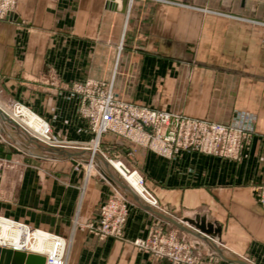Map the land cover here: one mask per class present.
Listing matches in <instances>:
<instances>
[{"label": "crops", "instance_id": "obj_1", "mask_svg": "<svg viewBox=\"0 0 264 264\" xmlns=\"http://www.w3.org/2000/svg\"><path fill=\"white\" fill-rule=\"evenodd\" d=\"M164 1L18 0L16 13L0 21V107L20 103L66 148L82 144L91 152L98 151L95 135L73 92L86 81L112 84L119 99L137 106L251 130L239 160L133 152L114 134L103 136L102 150L135 169L166 214L204 218L221 229L214 241L228 256L264 264V210L256 196L264 183V0ZM5 118L15 138L37 149L22 125ZM0 149V216L61 237L65 264H171L131 243L156 221L193 244L205 264H235L136 202L126 240H100L85 225L114 184L93 172L95 165L102 170L96 161L39 159L1 130Z\"/></svg>", "mask_w": 264, "mask_h": 264}, {"label": "built area", "instance_id": "obj_2", "mask_svg": "<svg viewBox=\"0 0 264 264\" xmlns=\"http://www.w3.org/2000/svg\"><path fill=\"white\" fill-rule=\"evenodd\" d=\"M17 4L18 0H0V21L12 17L16 13ZM73 92L80 99L79 114L88 121L95 140L100 142L103 136L114 134L130 143L133 152L136 147H143L168 159L177 158L190 151L239 160L244 148L249 146L252 139L253 132L248 129L190 118L124 101L116 96L112 84L106 85L95 81L76 83L73 85ZM13 108L15 111L25 109L20 103H15ZM37 119L44 128V138H40L42 142L54 147H71L53 134L47 122L38 117ZM3 169L4 163L0 157V176ZM140 182L141 197L151 205L157 206L156 198L147 188L142 177ZM256 196L258 204L264 210V183L257 188ZM131 206V201L114 189L112 196L99 207L95 221L86 224L85 229L100 240H126L124 226L129 218ZM3 223H8L12 228L22 229L32 238L39 231L0 216V228ZM47 234L55 241H62L64 246H57L53 254L43 255L45 264H65L66 242L59 236ZM131 243L139 252L160 260L166 259L171 264H205L193 254V244L185 240H176L175 233H166L160 222L150 227L145 238H137ZM0 248L38 254L28 246L17 249L0 243ZM212 263L218 264L214 260Z\"/></svg>", "mask_w": 264, "mask_h": 264}, {"label": "water", "instance_id": "obj_3", "mask_svg": "<svg viewBox=\"0 0 264 264\" xmlns=\"http://www.w3.org/2000/svg\"><path fill=\"white\" fill-rule=\"evenodd\" d=\"M0 130L11 142L17 146H21L25 152L31 154L39 159L67 161V160H91L98 163L102 162V174L106 180L114 185H117L122 191L134 202L139 204L144 210L150 212L161 218L163 221L172 224L178 230L191 234L204 242L223 260L235 264H250L238 257L228 256L225 251L220 248L214 241V238L220 235L221 229H214L213 224L205 223V219L196 218L193 220H177L172 216L160 211L157 208L149 205L143 198L136 194L124 180L116 173L111 172L110 162L100 153L91 152L88 149H72L64 147H54L49 145L37 144V149H31L24 146L17 138H15L9 128L0 119ZM1 150V149H0ZM187 224V225H185ZM0 264H45V256L26 253L22 251H15L9 248H0Z\"/></svg>", "mask_w": 264, "mask_h": 264}, {"label": "bare ground", "instance_id": "obj_4", "mask_svg": "<svg viewBox=\"0 0 264 264\" xmlns=\"http://www.w3.org/2000/svg\"><path fill=\"white\" fill-rule=\"evenodd\" d=\"M22 113V119H19L18 115L12 113L15 119H19L21 123L30 127L37 135L44 138V128L40 120L36 116L28 113L27 110H19ZM18 111V112H19ZM1 119V116H0ZM2 120V119H1ZM14 120V119H13ZM16 121V120H15ZM111 169L116 172L126 184L139 196L142 194L141 177L137 172H127L124 170L123 165L119 162L110 161ZM126 168V167H125ZM52 241V242H51ZM0 242L5 245L14 246L17 249L28 246L32 251L38 254H53L57 246L63 247L62 241H55L44 231H38L32 238L30 234L25 233L20 228H12L8 223H3L0 228ZM45 254V255H46Z\"/></svg>", "mask_w": 264, "mask_h": 264}, {"label": "rangeland", "instance_id": "obj_5", "mask_svg": "<svg viewBox=\"0 0 264 264\" xmlns=\"http://www.w3.org/2000/svg\"><path fill=\"white\" fill-rule=\"evenodd\" d=\"M1 104V103H0ZM2 105V104H1ZM3 106V105H2ZM4 112H3V111ZM6 111L8 112V113H10V114H8V113H6ZM15 111V108H11V110H9L8 108H4V107H0V116H1V119H2V121L3 122H5V117H8V119H11L13 122H15V124H16V126H20V125H22L23 126V128L27 131V136L28 137H30V139L32 140V141H35L36 143H39V144H41V145H47L46 143H44V142H42L41 140H40V135H37L30 127L28 128V126H26L25 124H23V123H21V121H19V119H22L23 117H22V113H20V111L18 112H16ZM12 113H15V114H17L18 115V117H19V119L17 120V119H15L13 116H11V114ZM14 119V120H13ZM7 120V119H6ZM16 120V121H15ZM103 138V137H102ZM102 138H101V140H100V142L97 140H95V136H94V145H95V148L98 150L96 153H100L101 155H105L108 159H109V162L110 161H115V162H119V163H121L122 165H123V168H124V170L125 171H127V169L129 170V171H127L128 173L129 172H134V171H136L135 169H132L131 167H129L128 165H126L124 162H123V160L122 159H120V158H114L113 156H110L111 155V153L110 152H106V151H104V150H102ZM75 146H74V148L73 149H82V148H80V147H82L81 145L82 144H79V145H76V144H74ZM98 145V146H97ZM76 147V148H75ZM65 148V147H64ZM107 159V160H108ZM98 163V162H97ZM98 165H99V167L100 168H104V165H103V163L102 162H100V163H98ZM127 169H126V168ZM93 172H95L96 174H98V176L100 175L102 178H104L105 179V177L103 176V174L101 173V171L97 168V166L95 165L93 168ZM111 172L113 173V174H115L116 175V173L113 171V170H111ZM137 172V171H136ZM140 176V175H139ZM141 177V176H140ZM125 182V181H124ZM114 189H117L119 192H121V193H123L128 199H129V201H131V203H132V205L134 204V201L132 200V199H130L123 191H122V189L120 188V187H118L117 185H114ZM113 192H114V190H113ZM149 203V202H148ZM150 204V203H149ZM151 205V204H150ZM152 207H154V208H157V209H159L160 211H162V212H164L161 208H159L158 207V205L157 206H153V205H151ZM128 221V220H127ZM158 221H156L155 223H157ZM154 223V224H155ZM126 226V225H125ZM125 226H124V229H125ZM124 232H125V230H124ZM149 232V231H148ZM166 233H174V232H166ZM175 235H176V240H178V241H183V240H185L186 242H189V241H187L186 239H178V237H177V234L175 233ZM52 242V241H51ZM190 243V242H189ZM46 253H44L43 255H45ZM193 254L195 255V256H197L198 258H199V256L197 255V254H195L194 252H193Z\"/></svg>", "mask_w": 264, "mask_h": 264}]
</instances>
